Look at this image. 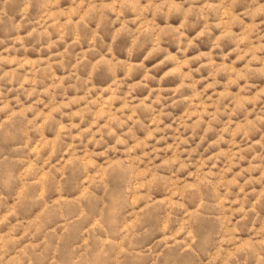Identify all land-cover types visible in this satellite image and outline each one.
I'll use <instances>...</instances> for the list:
<instances>
[{"label":"rangeland","instance_id":"rangeland-1","mask_svg":"<svg viewBox=\"0 0 264 264\" xmlns=\"http://www.w3.org/2000/svg\"><path fill=\"white\" fill-rule=\"evenodd\" d=\"M0 264H264V0H0Z\"/></svg>","mask_w":264,"mask_h":264}]
</instances>
